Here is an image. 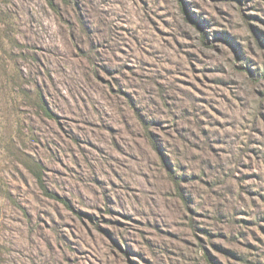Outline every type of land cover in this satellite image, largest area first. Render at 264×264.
Returning <instances> with one entry per match:
<instances>
[{
    "label": "rangeland",
    "instance_id": "obj_1",
    "mask_svg": "<svg viewBox=\"0 0 264 264\" xmlns=\"http://www.w3.org/2000/svg\"><path fill=\"white\" fill-rule=\"evenodd\" d=\"M184 1L0 0V264H264V0Z\"/></svg>",
    "mask_w": 264,
    "mask_h": 264
},
{
    "label": "trees",
    "instance_id": "obj_2",
    "mask_svg": "<svg viewBox=\"0 0 264 264\" xmlns=\"http://www.w3.org/2000/svg\"><path fill=\"white\" fill-rule=\"evenodd\" d=\"M179 1H180V3H181V6H182V9H183V12H184V14L186 15V17H187L189 20L195 22V19L193 18V17H194V13H191V14H190L189 10L187 9V6H186L185 1H184V0H179ZM192 16H193V17H192ZM44 110H45V112H46L47 114H50V110L48 109V107L46 106V104H45V106H44Z\"/></svg>",
    "mask_w": 264,
    "mask_h": 264
}]
</instances>
